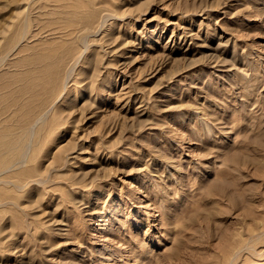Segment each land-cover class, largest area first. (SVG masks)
<instances>
[{
  "label": "rangeland",
  "instance_id": "1",
  "mask_svg": "<svg viewBox=\"0 0 264 264\" xmlns=\"http://www.w3.org/2000/svg\"><path fill=\"white\" fill-rule=\"evenodd\" d=\"M0 264H264V0H0Z\"/></svg>",
  "mask_w": 264,
  "mask_h": 264
},
{
  "label": "bare ground",
  "instance_id": "2",
  "mask_svg": "<svg viewBox=\"0 0 264 264\" xmlns=\"http://www.w3.org/2000/svg\"><path fill=\"white\" fill-rule=\"evenodd\" d=\"M95 13V12H94ZM97 15V14H96ZM95 19V18H94ZM83 20V19H82ZM81 23V22H80ZM85 23V22H84ZM91 25V24H90ZM79 27V26H78ZM75 28V27H74ZM83 28V27H82ZM76 29V28H75ZM75 29H72L71 28V31H73V30H75ZM67 31H69V30H67ZM70 32V31H69ZM68 32V33H69ZM53 50V49H52ZM46 51V50H45ZM51 51V50H50ZM50 51H47L46 53H47V55L45 54L44 55V53H42V54H40L41 56L40 57H38V62H36V60H35V64L34 63H32V66L34 65V67L32 68V69H35V71L37 70V73L36 72H34V70H33V72H34V74H37L36 75V77H37V79L38 78H42L41 79V82H38V81H34V78H35V75H34V78H33V75L30 73V71L28 70L29 69V67H25V72L22 74V76H23V78H25L24 76H26V80L24 79L22 82H20L21 84H22V87H21V89H20V91L23 93V94H25V96L26 97H30V96H34V94H35V90L37 89L38 90V92H40L39 91V89L40 90H42L43 88H45V85H46V83H45V80L47 79V81H49L48 79L49 78H45L47 75V73L46 72H48L49 71V69H51L52 68V65L53 66H55V64H51L50 62H48V61H50L51 60V58L53 57L52 56V54H49V53H51ZM54 51V50H53ZM53 51H52V53H53ZM49 52V53H48ZM57 52V51H56ZM67 52V51H66ZM55 54V53H54ZM60 54V53H59ZM7 55V54H6ZM58 55V54H57ZM3 56V55H2ZM1 56V57H2ZM51 56V57H50ZM59 56V55H58ZM65 56V55H64ZM66 56H68V55H66ZM47 57H49L50 58V60H48L47 61ZM54 57H55V55H54ZM65 58V57H64ZM68 58H69V56H68ZM54 59V58H53ZM58 59V58H57ZM60 59V58H59ZM58 59V60H59ZM62 59V58H61ZM60 59V60H61ZM1 60H3V58L1 59ZM55 60V59H54ZM67 60L68 59H66V63L68 64L69 62H67ZM45 61L47 62V63H45ZM65 61V60H64ZM69 61H71V60H69ZM58 62H62V61H58ZM28 64H30V63H28ZM45 64L47 65V66H45ZM63 64V63H62ZM61 64V65H62ZM26 66H27V64H26ZM29 66H31V65H29ZM31 66V67H32ZM60 66V65H59ZM63 66V65H62ZM65 66V65H64ZM49 67H51V68H49ZM63 69H65L64 67H63ZM52 71H53V68H52ZM54 71H56V70H54ZM64 71V70H63ZM68 71V70H67ZM32 72V73H33ZM51 72V71H50ZM49 72V73H50ZM58 71H56V72H54V74L55 73H57ZM52 73V72H51ZM64 73V72H63ZM46 75V76H45ZM50 75V74H49ZM56 75L57 74H55V75H53V76H55L56 77ZM19 76V75H18ZM21 76V75H20ZM51 76H52V74H51ZM61 76V75H60ZM63 76V75H62ZM48 77V76H47ZM21 78V77H20ZM43 78H44V80H43ZM15 79L17 80V78L15 77ZM19 79V78H18ZM36 79V78H35ZM51 79V78H50ZM55 79V78H54ZM53 79V80H54ZM60 79H61V77L58 79V82L60 81ZM67 79V78H66ZM66 79H65V81H66ZM39 81H40V79H38ZM43 80V81H42ZM25 81H26V83H25ZM50 82H52V81H50ZM55 82V81H54ZM25 83V84H24ZM65 83V82H64ZM58 84H60V82L58 83ZM57 84V85H58ZM48 85V84H47ZM52 85H50V87H51ZM36 88V89H35ZM36 90V91H37ZM45 90V89H44ZM43 91V90H42ZM37 92V93H38ZM41 93V92H40ZM48 93V92H47ZM32 96V97H33ZM57 96V95H56ZM43 99V98H42ZM45 100V99H44ZM44 105V104H43ZM45 112V111H44ZM33 115V114H32ZM33 119V118H32ZM23 151V150H22ZM21 152V151H20ZM22 153V152H21ZM19 158H20V156H19ZM17 161V160H16ZM15 162V161H14ZM13 162V163H14ZM10 166V165H9ZM255 229V228H254Z\"/></svg>",
  "mask_w": 264,
  "mask_h": 264
}]
</instances>
